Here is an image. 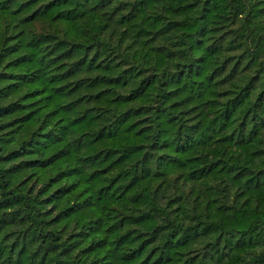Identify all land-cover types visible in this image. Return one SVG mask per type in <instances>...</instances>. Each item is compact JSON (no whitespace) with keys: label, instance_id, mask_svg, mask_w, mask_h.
<instances>
[{"label":"trees","instance_id":"16d2710c","mask_svg":"<svg viewBox=\"0 0 264 264\" xmlns=\"http://www.w3.org/2000/svg\"><path fill=\"white\" fill-rule=\"evenodd\" d=\"M0 264H264V0H0Z\"/></svg>","mask_w":264,"mask_h":264}]
</instances>
